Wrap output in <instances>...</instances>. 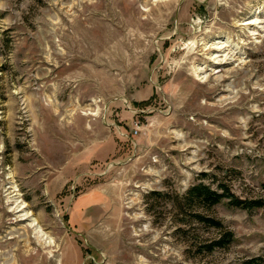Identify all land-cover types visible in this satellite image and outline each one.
Here are the masks:
<instances>
[{"label":"rangeland","instance_id":"obj_1","mask_svg":"<svg viewBox=\"0 0 264 264\" xmlns=\"http://www.w3.org/2000/svg\"><path fill=\"white\" fill-rule=\"evenodd\" d=\"M200 182L264 202V0H0V264H264Z\"/></svg>","mask_w":264,"mask_h":264},{"label":"trees","instance_id":"obj_2","mask_svg":"<svg viewBox=\"0 0 264 264\" xmlns=\"http://www.w3.org/2000/svg\"><path fill=\"white\" fill-rule=\"evenodd\" d=\"M220 191L212 189L209 185L202 182L192 185L182 197L179 206L182 209H188L192 212V216L197 222H201L204 225L213 227L217 230H223V225L220 221L206 216L199 212V210H210L213 206L219 204L223 200H227L228 203L234 207L251 209L260 207L264 204L261 200H242L234 196L226 185L219 187ZM232 233L224 231L222 236L215 239L206 245L208 251H212L215 248H225L232 241ZM248 264H257V260L253 259L248 261Z\"/></svg>","mask_w":264,"mask_h":264},{"label":"bare ground","instance_id":"obj_3","mask_svg":"<svg viewBox=\"0 0 264 264\" xmlns=\"http://www.w3.org/2000/svg\"><path fill=\"white\" fill-rule=\"evenodd\" d=\"M143 11V10H142ZM254 24V22H252V21H246L243 25H253ZM225 47H227V45L226 44H223V45H220V43L218 42L217 44H216V47H214L213 49H216V53H212L213 54V57L212 58H215V59H217L218 57H220L221 56V52H222V50L225 48ZM214 52V51H213ZM223 55V54H222ZM227 55V54H226ZM225 55V56H226ZM221 60H223V59H221ZM218 62V61H217ZM222 62V61H221ZM224 62V61H223ZM201 71V69H199V72ZM86 115V112H84V113H82V115ZM92 116H94V112H93V114H91ZM25 218L26 217H28V213H25L24 215H23ZM30 226H32L35 230H36V233H37V235H39L40 236V238L42 239V240H44V241H47V243H51L52 241H51V239H48V236L40 229V227L39 226H37V224H36V222L35 221H33L32 223H31V225Z\"/></svg>","mask_w":264,"mask_h":264}]
</instances>
